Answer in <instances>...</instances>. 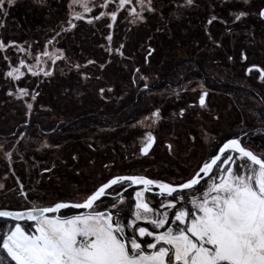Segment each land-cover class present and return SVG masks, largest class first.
Wrapping results in <instances>:
<instances>
[{
	"label": "rangeland",
	"instance_id": "rangeland-1",
	"mask_svg": "<svg viewBox=\"0 0 264 264\" xmlns=\"http://www.w3.org/2000/svg\"><path fill=\"white\" fill-rule=\"evenodd\" d=\"M104 3L89 0L91 11L85 12L72 0L43 4L16 0L6 15H0V41L6 46L0 49V185H4L0 209L82 201L108 179L138 171L140 141L149 131L159 138L152 157L177 164L185 178L198 169L222 132L241 129L250 148L264 151V82L257 74L246 75L248 65L264 66V21L256 14L264 0H252L250 5L239 0H195L191 6L186 0H151L155 12L147 10L148 0L143 11L139 0L122 9L119 0L107 8L101 6ZM133 8L143 19L132 15ZM238 10L251 15L234 21L231 13ZM74 13L84 19L74 20ZM101 13L105 15L95 19ZM213 16L217 19L209 24ZM69 20L76 28H70ZM149 48L154 49L150 67L134 77L145 65ZM45 51L51 56L42 55ZM241 53L248 57L243 66L238 64ZM58 54L63 58L53 63ZM89 60L95 63L88 64ZM198 64L210 71L206 82ZM13 68L23 73L20 80L7 76ZM33 71L38 74L32 75ZM145 85L153 90L139 95ZM209 87L215 91L208 111H191L192 119L184 120L178 139L168 133V120L176 117L170 109L187 106ZM21 88L29 94L22 96ZM156 111L158 120L153 116ZM192 122L197 134L191 131ZM165 142L175 146L174 157L167 154ZM152 164L151 157L141 163ZM174 211L169 210L165 229L156 231L175 227ZM137 224L153 230L143 221Z\"/></svg>",
	"mask_w": 264,
	"mask_h": 264
},
{
	"label": "snow or ice",
	"instance_id": "snow-or-ice-1",
	"mask_svg": "<svg viewBox=\"0 0 264 264\" xmlns=\"http://www.w3.org/2000/svg\"><path fill=\"white\" fill-rule=\"evenodd\" d=\"M110 2L112 0H106L101 6L107 8ZM239 2L250 5L252 0ZM15 3L16 0H0V15H6L7 9ZM37 3L43 4L44 0H37ZM129 3L131 0H119V8ZM139 3L143 11L144 0H139ZM194 3L195 0H186L188 6ZM72 4L79 5L85 12L91 11L89 0H72ZM147 10L155 12L151 0H148ZM131 13L143 19L135 8L131 9ZM256 14L264 21V7ZM103 15L105 13L95 19ZM231 15L234 21H240L251 13L238 10ZM110 16L115 22L117 12H111ZM73 19L82 20L84 16L74 13ZM216 19L213 16L208 23ZM68 24L70 28H76L71 20ZM108 27L111 28L112 24ZM107 40L111 41L112 36L108 35ZM5 47L0 41V49ZM153 51L150 49L149 55ZM42 55L51 56L47 51ZM62 58L56 55L53 63ZM247 58L242 55V59ZM36 59L39 61L40 57ZM94 63L93 60L88 61V64ZM24 64L21 60V67ZM75 67L79 69L81 66L77 64ZM254 69L259 73L260 81L264 82V68L252 65L247 71L250 74ZM37 74L32 72L34 76ZM45 75L50 73L45 72ZM7 76L20 80L23 73L19 68H13ZM100 91L103 94L104 89ZM19 92L22 96L29 94L26 88L19 89ZM207 96V91L200 95L201 108L206 107ZM35 98L33 95L32 99ZM28 108L31 109L32 105L28 104ZM180 114L183 115V112ZM153 116L158 120L160 112H154ZM155 143L156 137L149 133L140 149L141 154L148 156ZM167 147L171 152L173 146L169 144ZM7 155L10 159L11 153ZM125 183L142 185L143 188L135 192L133 219L122 222L123 195L117 194L110 207L101 208L105 205L103 198L111 195L109 190L116 191ZM3 187L0 185V188ZM153 187L158 189L156 195L161 198L159 206L164 209L163 212L146 202L145 193ZM186 204L191 207H186ZM73 209L88 211L77 215L61 212ZM169 210H175L171 221L175 227L156 231L165 229L170 223ZM0 218L17 221L0 237V250L14 264H264V151L257 154L240 138L228 139L217 153L180 183L149 179L143 175H116L96 187L82 201H61L23 212L0 211ZM22 220L32 221L34 232L26 231L19 223ZM138 221L150 224L153 230L139 226ZM129 228L132 229L131 234L127 232ZM0 264H4L3 256H0Z\"/></svg>",
	"mask_w": 264,
	"mask_h": 264
},
{
	"label": "flooded vegetation",
	"instance_id": "flooded-vegetation-1",
	"mask_svg": "<svg viewBox=\"0 0 264 264\" xmlns=\"http://www.w3.org/2000/svg\"><path fill=\"white\" fill-rule=\"evenodd\" d=\"M152 49V48H149V50ZM154 54V51L152 52L151 55H148L146 58H145V65L143 67H139L137 69H139V71H137L136 69V73H135V76L136 77L139 73L140 75L142 76L143 74V71H145V69L149 68L150 65H151V56H153ZM242 55H245L243 53H241L240 57H239V61H238V64L240 66H243L244 64L247 63V60H244L242 59ZM235 59L234 57H230V61L233 62ZM252 65H257V64H250L247 66L246 68V75L248 77H251L252 74H257L259 76V73L255 71V69L253 70L252 73H248L247 69L249 67H251ZM260 66L261 68H264L263 65H258ZM198 68L203 70L202 71V76H203V80L206 82L207 81V76H210V71H208L207 67L205 65H199L198 64ZM191 72V70L189 71V73ZM140 78V76H139ZM135 79H133V82H134ZM215 80V79H214ZM260 80V79H259ZM160 81V80H159ZM262 82V81H261ZM135 84V87L137 88L138 85H137V81L134 82ZM171 86V84H166V88ZM153 89H151V86L150 85H145L143 87H141L139 89V95L142 93V92H148V91H152ZM157 91H160V89H158ZM205 91L208 92V96L206 97V107L205 108H201L199 106V97L200 95L202 94V91L197 100H193V101H190L187 106H182V107H178L179 105H175L173 106L170 110L171 113H174L176 115V117L174 118L175 120L174 121H170L168 120V122H171V124H167V132L170 133V134H174L176 135L177 139L180 135H182L183 133V129L184 127L182 126L184 123V120L188 117L192 119V112L191 111H199L201 113H204V112H207L208 111V108H209V98H210V95L211 93H213V91H215V89H212V87H209L208 89H206ZM192 99V98H190ZM183 112V115H181L180 113ZM190 128H191V131L194 133V134H197V131H196V126L195 124L192 122L190 125ZM149 133H151L152 135H154L156 137V143L153 145V148L150 150L149 152V155L148 156H144L141 154L140 152V149L141 147L143 146V144L146 142V137L148 134H146V137L143 138L141 141H140V146H139V157L138 159L136 160L138 163V171L135 172V171H129L127 174H124V175H143L149 179H154V180H160V181H163V182H172L173 184H176V183H180L182 182L184 179H186L184 177V174L182 173V170L181 168L176 164H168V163H165V161L163 160V158H159L161 156L158 157V155L152 157V154L154 153L157 145H158V142H159V138H158V135H157V132H153V131H149ZM218 133V132H217ZM222 132L217 139H215V144L213 146H211L208 151H207V155L204 159V161L206 160H209L211 155L215 154L218 152V149L220 146H222V144L224 142H226L228 139H232V138H240L242 140V143H244L246 146L249 147V143L246 139V135L243 134L242 130L239 129V130H234V131H231L229 133H224ZM213 134V133H212ZM214 135V134H213ZM171 144L170 142H165L164 143V146L166 147V151H167V154L170 155V157H174L176 154H175V146L173 144H171L173 147H172V151L169 152L168 150V147L167 145ZM250 148V147H249ZM250 150H253L255 152H257V154L260 153V151L258 150H255V149H252L250 148ZM149 157L152 158L153 160V164L150 166H142L141 163H143L145 161V159H148ZM203 161V162H204ZM159 162V163H158ZM202 162V163H203ZM201 163V165H202ZM141 167H144L146 168L145 171H140L141 170ZM140 168V170H139ZM153 168V169H151ZM151 170V172H150ZM153 170V171H152ZM203 183V182H202ZM116 187V186H115ZM142 189V187L140 188H134L132 187V185H130L129 183H125L122 187H118L116 189V191H113V190H110L109 192L111 193V195L103 198L105 200V202L107 204H105V206L107 207H110L111 204L110 202L117 196V194H120V195H123L124 199L126 200L125 204L123 205V208H124V211L121 213V217L123 219V222H127L129 220L132 219V215L131 213L133 211H135V192L136 191H140ZM158 192L157 189L153 188L150 192L148 193H145V195L149 196L147 197V200L152 203V205H155L156 208L159 206V200L161 199L158 195H156V193ZM186 207L190 208L191 205L190 204H186L185 205ZM160 207V206H159ZM179 207V205H178ZM105 208V207H104ZM101 210H104V209H101ZM66 212V211H64ZM62 212V213H64ZM80 212L76 211V213H73V215H77L79 214ZM130 229V228H129Z\"/></svg>",
	"mask_w": 264,
	"mask_h": 264
},
{
	"label": "trees",
	"instance_id": "trees-1",
	"mask_svg": "<svg viewBox=\"0 0 264 264\" xmlns=\"http://www.w3.org/2000/svg\"><path fill=\"white\" fill-rule=\"evenodd\" d=\"M68 212L76 213V211L74 210H68ZM14 225H15V222L0 219V237H2L5 233H7L11 227H14ZM21 225L25 228L26 231L34 232V227L32 223L25 222V223H21ZM0 256L4 257V264H14V262L9 261L6 253H4L2 250H0Z\"/></svg>",
	"mask_w": 264,
	"mask_h": 264
},
{
	"label": "water",
	"instance_id": "water-1",
	"mask_svg": "<svg viewBox=\"0 0 264 264\" xmlns=\"http://www.w3.org/2000/svg\"><path fill=\"white\" fill-rule=\"evenodd\" d=\"M115 187V186H114ZM132 187H134V188H140V187H142L143 188V186L142 185H132ZM154 188V187H153ZM158 190V189H157ZM110 191V190H109ZM158 193V192H157ZM28 209H26V210H3V209H0V211H13V212H23V211H27ZM74 211H78V212H80L79 214H81V213H84V212H87L88 211V209H73ZM64 211H68V210H61V212H64ZM0 219H4V220H8V221H12V222H15V223H17V221H15V220H12L11 218H0ZM25 222H29V223H33L32 221H19V223H25Z\"/></svg>",
	"mask_w": 264,
	"mask_h": 264
}]
</instances>
